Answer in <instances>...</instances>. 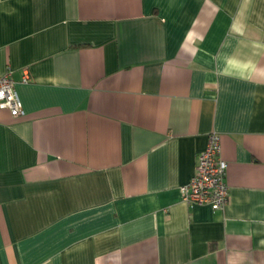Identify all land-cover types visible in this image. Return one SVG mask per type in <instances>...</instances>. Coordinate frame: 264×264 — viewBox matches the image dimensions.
I'll list each match as a JSON object with an SVG mask.
<instances>
[{
  "label": "crops",
  "instance_id": "0c3cea01",
  "mask_svg": "<svg viewBox=\"0 0 264 264\" xmlns=\"http://www.w3.org/2000/svg\"><path fill=\"white\" fill-rule=\"evenodd\" d=\"M7 71L0 264H264V0H0ZM212 131L216 211L179 191Z\"/></svg>",
  "mask_w": 264,
  "mask_h": 264
},
{
  "label": "built area",
  "instance_id": "2783aa9c",
  "mask_svg": "<svg viewBox=\"0 0 264 264\" xmlns=\"http://www.w3.org/2000/svg\"><path fill=\"white\" fill-rule=\"evenodd\" d=\"M22 81L28 82L29 78L24 75ZM0 107L7 108L13 116L24 113L11 71L0 73ZM226 169L227 162L221 157L219 134L212 131L205 148L197 155L193 176L179 187L181 201L187 205L207 204L214 211L223 209L229 193Z\"/></svg>",
  "mask_w": 264,
  "mask_h": 264
}]
</instances>
